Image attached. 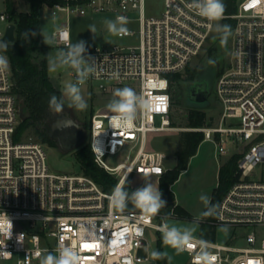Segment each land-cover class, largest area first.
<instances>
[{"label":"built area","instance_id":"obj_1","mask_svg":"<svg viewBox=\"0 0 264 264\" xmlns=\"http://www.w3.org/2000/svg\"><path fill=\"white\" fill-rule=\"evenodd\" d=\"M160 2L153 10L148 0H65L54 7L128 20L131 34L117 36L126 45L87 47L85 56L94 60L95 72L86 83H98L112 97L117 88L130 87L148 101V109L138 112L127 131L110 127L113 114L107 105L97 109L89 142L95 161L117 183L127 176L126 185L131 179L145 184L146 176L160 185L168 156L152 148L151 136L177 131L169 76L183 73L201 54L215 31L210 23L233 21L230 66L215 88L219 121L190 131L203 133V142L213 143L218 156L239 157L236 181L214 223L216 229L233 230L229 243L236 245L198 239L209 242L214 264H264V0H236L233 12L225 10L217 22L197 15L192 0ZM0 21L7 28L12 24L8 13L0 14ZM60 29L53 34L54 47L63 49L73 41L68 23ZM5 33L0 31V40ZM72 76L77 79L74 70ZM14 89L9 61L8 69L0 71V253L12 256L0 254V264H40L36 254H56L61 242L77 247L82 264H137L147 258L148 231L161 233L159 228L175 215L146 220L137 211L121 213L109 204L112 191L104 192L90 177L54 171L45 144L17 139L20 110ZM196 251L184 252L190 264Z\"/></svg>","mask_w":264,"mask_h":264},{"label":"rangeland","instance_id":"obj_2","mask_svg":"<svg viewBox=\"0 0 264 264\" xmlns=\"http://www.w3.org/2000/svg\"><path fill=\"white\" fill-rule=\"evenodd\" d=\"M161 0H148L151 10L159 8L161 6ZM58 5V4H57ZM61 5V4H59ZM56 6V5H55ZM54 6V7H55ZM11 7V8H10ZM45 5L41 11L42 33L53 35L57 28H60L63 24L68 23L72 41L83 40L86 42V47L97 46H113L127 44L126 39H120L117 36H111L107 32L104 25L105 19H111L106 15L88 14L86 16H80L77 13L69 14L65 10L56 9ZM30 6L27 0H0V14L11 13L16 15L22 12H29ZM95 24L97 32L95 35L89 31V26ZM7 24L0 21V31H5ZM110 41L111 43L105 42ZM206 47V45H205ZM204 47V48H205ZM59 49L53 46L50 55H55V52ZM205 49L201 54L193 59L190 64L191 67H197L199 70L198 76L208 77L213 85V97L211 102L206 104L201 110L207 112V124H217L219 121L220 103L215 94V88L217 84L216 70L213 66H208L201 62L202 57L205 55ZM50 78L54 86L61 92L62 99L65 100L63 112L73 117L79 123L85 125L88 129V138L86 142H90V129L92 115L97 109H102L106 106L114 96H109L105 92L99 89L98 83H85L81 86V93L88 104V108L85 111H76L74 108L67 106V98L63 96V90L66 84L75 82V77L72 76V70L70 68L60 69L56 72H50ZM194 109L191 105L186 104L177 105L173 108L172 120L173 126L177 129L174 132H167L162 134L152 135V148L162 150L167 153V167L168 170L174 168L177 164L176 153L181 149L182 133L188 132V115L189 110ZM51 119V116L49 120ZM194 132V131H192ZM23 142H38L41 143L38 137L32 132L28 131L23 138ZM46 152L48 155V162L52 169L56 172L66 174H82L81 166L75 157V152H63L58 145L50 146L45 144ZM232 156H218L216 154V147L211 142H203L196 154L188 166V169L182 173L180 179L174 184L172 190L176 197V204L183 207L191 216L190 219H180L174 216L167 221L169 225H176L178 227H189L195 229L194 235L197 238H203L201 235V222L203 216L201 215L206 206L199 199L203 195L210 197V201L215 189L219 184V173L222 168L229 167V163ZM236 172V170H235ZM153 184L160 187L156 180L151 181ZM128 186L134 188H140L144 186V183L139 179H131L128 182ZM233 234V230L225 228H218L215 233V242L221 245L236 243H229V239ZM162 239V234L156 231L149 230L146 238L145 251L147 252V258H143L137 262V264H153V258L151 253L157 251L158 241ZM163 252H167L168 256L172 257L171 264H190V257L187 253L177 255L172 249L162 247Z\"/></svg>","mask_w":264,"mask_h":264},{"label":"trees","instance_id":"obj_3","mask_svg":"<svg viewBox=\"0 0 264 264\" xmlns=\"http://www.w3.org/2000/svg\"><path fill=\"white\" fill-rule=\"evenodd\" d=\"M227 12H233L236 0H225ZM30 6L29 12H22L16 15L8 13L10 22L16 25V41L9 44L5 53L10 61L13 80L15 84V94L18 100L20 123L17 128V139L21 140L23 136L32 131L43 144L55 146L47 134L48 120L53 113L49 110L50 97L55 95L62 99L61 92L54 86L48 70V55L53 47L43 43V37L37 34L30 37L27 42L22 37L25 30L42 32L40 11L45 6L54 7L57 4L64 5L65 0H27ZM74 4L76 2H73ZM11 8V7H10ZM231 26V36L224 47L220 44L219 34L214 31L209 38L205 49V55L201 62L213 66L216 69L217 78L224 73L230 66L232 36L234 22L225 20L220 23ZM214 64H209V60ZM199 70L197 67L189 65L183 73L172 74L170 79V93L172 95V112L177 105H183L186 101L187 85L197 80ZM207 112L198 109H190L188 115V127L202 128L207 126ZM174 125V124H173ZM181 139L182 147L176 153L177 164L174 168L161 178L159 190L162 192V198L167 201L166 207L162 208L154 219L161 217H172V214L180 219H190V214L180 205L176 204V197L172 190L174 184L180 179L182 173L188 169L191 159L196 156L201 144L204 141V134L201 132H183ZM75 152L76 160L81 166L82 173L93 179L104 192H110L117 184V180L108 172L101 168L95 161L90 143L86 142ZM239 157H233L229 167L222 168L219 173V184L215 189L210 203L216 206V214L210 217H203L201 223V235L209 241L215 240L217 231L214 223L217 219V212L222 198L228 192L230 187L236 181L234 177ZM128 191H134L137 188L126 185ZM207 209H205L206 211ZM127 211H137L129 205ZM162 239L158 241L157 251L163 252ZM156 264H169L167 257L154 260Z\"/></svg>","mask_w":264,"mask_h":264},{"label":"clouds","instance_id":"obj_4","mask_svg":"<svg viewBox=\"0 0 264 264\" xmlns=\"http://www.w3.org/2000/svg\"><path fill=\"white\" fill-rule=\"evenodd\" d=\"M190 6L196 11L197 15L209 22H217L223 19L226 10L223 0H192ZM103 23L111 36L123 37L131 34L126 27L128 20L124 16H117L115 20L105 19ZM213 26L214 30L219 34L220 44L226 47L231 36V26L219 23L209 24L210 28ZM55 31L62 32V29L57 28ZM89 31L95 35L97 32L95 24L89 26ZM37 34L43 37V43L46 45L50 47L55 45V35L44 34L41 31L37 33L28 29L22 33V37L25 41L30 42V37H34ZM105 42L111 43L110 41ZM8 47L9 43L0 40V53L6 52ZM86 52V42L80 40L75 43H69L66 48L56 51L55 55H48V70L50 72H56L65 68L75 71L77 79L75 82L65 85L63 96L67 98V106L74 108L76 111H85L88 108V104L81 93V86L95 72V67L91 63L94 60L90 57L86 58ZM208 63L214 64V61L210 59ZM8 67V58L0 54V71H5ZM113 96L114 98L106 106L113 114L110 118V127L115 130L124 131L134 128L138 112L148 109V101L130 87L117 88ZM64 105V99H58L55 95L50 97L49 110L53 113H62ZM126 177L125 180L116 184L108 196L109 204L114 210L123 213L131 205L134 210L139 211L142 218L151 220L158 215L162 208L166 207L167 201L162 198V192L149 178L143 177L145 180L143 187L137 188L134 191H128L126 188ZM199 199L207 209L201 214L203 217H210L216 214V206L210 203V197L202 194ZM9 222L11 223L10 220ZM225 230L227 229L225 228ZM159 231L162 234V243L165 248L172 249L177 255L186 251L191 252L194 248H197L198 251L195 253L193 264H214L216 258L209 251V242L204 239H198L194 235L195 229L189 227L181 228L164 223L159 228ZM136 234L142 236L143 232L137 229ZM20 236H23V234ZM10 237L11 232L9 233ZM55 253L42 255L38 252L36 255L42 257L40 264H82V256L75 245H66L61 242L58 244ZM0 254L6 258L12 256L7 251ZM151 256L153 260L167 257L169 264H171L172 257L168 256L167 252L153 251ZM129 264H131V261H129Z\"/></svg>","mask_w":264,"mask_h":264},{"label":"water","instance_id":"obj_5","mask_svg":"<svg viewBox=\"0 0 264 264\" xmlns=\"http://www.w3.org/2000/svg\"><path fill=\"white\" fill-rule=\"evenodd\" d=\"M2 40L9 44L16 41L15 24L12 23L8 26ZM213 92L211 80L208 77L198 76L196 81L187 85L185 102L194 109L201 110L211 102ZM47 134L63 152L68 153L77 150L86 143L88 129L64 112L60 114L52 113L51 119L48 120ZM144 257H146V254H144ZM153 264H156V262L153 261Z\"/></svg>","mask_w":264,"mask_h":264},{"label":"snow or ice","instance_id":"obj_6","mask_svg":"<svg viewBox=\"0 0 264 264\" xmlns=\"http://www.w3.org/2000/svg\"><path fill=\"white\" fill-rule=\"evenodd\" d=\"M155 171H159V169H156ZM84 247H85V248H89V247H90V245H88V244H85V245H84Z\"/></svg>","mask_w":264,"mask_h":264},{"label":"crops","instance_id":"obj_7","mask_svg":"<svg viewBox=\"0 0 264 264\" xmlns=\"http://www.w3.org/2000/svg\"><path fill=\"white\" fill-rule=\"evenodd\" d=\"M185 172V171H184Z\"/></svg>","mask_w":264,"mask_h":264},{"label":"flooded vegetation","instance_id":"obj_8","mask_svg":"<svg viewBox=\"0 0 264 264\" xmlns=\"http://www.w3.org/2000/svg\"><path fill=\"white\" fill-rule=\"evenodd\" d=\"M213 97V96H212Z\"/></svg>","mask_w":264,"mask_h":264}]
</instances>
